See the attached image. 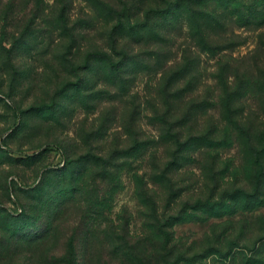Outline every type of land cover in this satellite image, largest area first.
Here are the masks:
<instances>
[{"label": "rangeland", "instance_id": "obj_1", "mask_svg": "<svg viewBox=\"0 0 264 264\" xmlns=\"http://www.w3.org/2000/svg\"><path fill=\"white\" fill-rule=\"evenodd\" d=\"M127 2L137 9L159 6L157 0ZM211 7L223 12L217 1ZM89 9L87 1L73 0L67 23L58 0H0V264H66L67 238L78 228L77 247L84 246L83 232L100 235L91 246L107 258L98 255V264H122L123 235L138 249L153 245L145 264H264V202L245 207L255 197L238 194L254 190L255 145L264 130V25L240 26L228 17L208 25L212 49L206 51L181 18L168 26L164 42L130 37L136 51L164 48L168 65L184 49L192 50L191 64L199 61L190 82L181 79V89L166 100L161 70L131 74L127 68L123 79L102 57H90L109 50L110 25ZM177 134L189 141L182 151L173 144ZM135 136L152 142L135 156H120L116 149ZM66 145L80 159L86 152L114 153L117 166L96 206L103 214L83 216L82 223L76 202L59 220L45 214L25 220L23 204L37 202L19 187L61 166ZM86 178L88 191L100 189L95 172ZM204 202L206 212L193 208ZM160 213L164 223L172 214L186 220L165 226L169 236L157 230Z\"/></svg>", "mask_w": 264, "mask_h": 264}, {"label": "trees", "instance_id": "obj_2", "mask_svg": "<svg viewBox=\"0 0 264 264\" xmlns=\"http://www.w3.org/2000/svg\"><path fill=\"white\" fill-rule=\"evenodd\" d=\"M90 4V13H96L98 22L104 21L110 25V32L108 35L109 50L101 48L96 52H91L92 55H96L97 60H101L102 57L110 70L115 74V77H124L126 69L132 74L136 70H161L163 73V79H165V94L166 100H171L173 92L180 88V80H186L190 82L192 77H187L198 66V60L196 65L191 64L190 57L191 52L189 49H184L185 53L181 57V60H177V64L168 65L171 58L166 55L164 48L154 49L151 51H136L135 47H132V40L130 37L135 38L136 41L148 42L152 36L160 38L164 42L167 38L166 32L169 30V25L181 18L187 20L188 26L191 31V36L197 35L198 40L196 45L200 50L206 51V46L212 49V45L209 43L206 37V28L213 26L214 23L223 25L225 18L235 19L240 26L245 25H264V0H157L158 7H151L147 9H137L128 5L127 0H85ZM217 1L223 5V12H219L217 8L213 9L211 3ZM58 3L62 5L63 15L61 18L65 22L69 21V12L72 8L73 0H58ZM137 9V10H135ZM135 10V11H134ZM168 44V43H165ZM163 46V45H162ZM228 48V45H226ZM145 54V55H144ZM147 55V56H146ZM153 57V58H152ZM176 59V58H175ZM192 65V66H191ZM194 65V66H193ZM89 66V65H88ZM155 66V67H154ZM177 66V67H176ZM179 66V67H178ZM154 67V68H153ZM130 77L126 79L125 84ZM264 85V83H263ZM170 96V98H168ZM183 118L178 121V128L182 130L184 123ZM183 124V125H182ZM248 132V131H247ZM182 134V131H179ZM184 133V130H183ZM206 138V136L204 137ZM152 142L150 138H140L135 136L128 140L126 144L119 145L116 152L123 157L135 156L142 150L147 148L149 143ZM173 144H178L182 151L184 145L187 146L189 141L184 143V140L180 138V134L175 136ZM256 158L255 164L257 167V173L254 175L253 191H247L245 189L239 190L238 194H242L245 199L255 197V205L245 203V207H252L262 205L264 199V130L260 133L258 143H256ZM65 161L57 169L47 170L41 180L33 185L26 187H19V190L24 193L26 198H29L37 203H24L22 209V216L25 220L41 221L43 215L51 216L53 220H59L61 217L69 214L70 207L73 203L79 202L78 212L82 213V223L87 222L91 213H100V208L96 209V206H100V196H106L105 190L102 188L108 182L112 168L117 166L113 157L114 153H105L99 151L98 153L86 152L82 154L83 159L76 157V149L71 145H66L63 148ZM116 154V153H115ZM81 156V154H80ZM172 165V160L168 162V166ZM102 169V172H96V169ZM56 172V175L50 177L52 172ZM94 173L98 178L100 189L96 191H88L86 187L88 173ZM106 182V183H105ZM171 183V178H169ZM149 195L148 193H146ZM202 202V201H199ZM85 203L87 205H85ZM93 205V206H92ZM85 206H87L85 208ZM93 209H90L92 208ZM95 206V207H94ZM204 208L199 203L194 205V209L203 210L206 212V203L204 202ZM158 210V209H157ZM224 209L213 214H219ZM93 211V212H92ZM156 211V206H155ZM226 211V210H225ZM39 215V216H38ZM83 216H88L84 219ZM166 215L156 214V220L158 221L157 229L161 233L172 234V231L165 230L168 226L172 225L176 221L186 220V217L181 215H170L169 218H175L169 223H164ZM43 225V224H42ZM167 226V227H165ZM42 227V226H40ZM44 228V227H43ZM79 228L67 238L68 251L63 261L66 264H98L97 256L101 258H107L104 252L99 253L91 245L100 235L95 233L83 232L82 239L83 248L77 247V241L79 240ZM45 235V229L41 232L37 231L36 238H41ZM105 235L104 240L108 237ZM120 241L125 248L121 249L122 264H128L133 262L132 260H138L141 264H145L144 256L147 252L151 253L153 245L148 244L147 247L139 248L136 240H130L126 235L120 236ZM149 241V240H148ZM151 242V241H149ZM152 243V242H151ZM166 246V244H165ZM52 253V252H51ZM106 264H110L107 261Z\"/></svg>", "mask_w": 264, "mask_h": 264}]
</instances>
